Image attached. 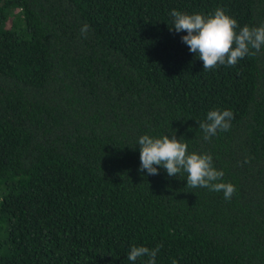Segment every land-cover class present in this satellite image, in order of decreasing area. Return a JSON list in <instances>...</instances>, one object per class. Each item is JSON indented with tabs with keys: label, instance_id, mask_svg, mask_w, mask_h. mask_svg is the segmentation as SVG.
Instances as JSON below:
<instances>
[{
	"label": "trees",
	"instance_id": "trees-1",
	"mask_svg": "<svg viewBox=\"0 0 264 264\" xmlns=\"http://www.w3.org/2000/svg\"><path fill=\"white\" fill-rule=\"evenodd\" d=\"M217 8L264 25V0H0V264H133L157 245L156 264H264V47L204 70L171 28L173 9ZM212 110L234 118L205 140ZM174 134L230 200L139 170V138Z\"/></svg>",
	"mask_w": 264,
	"mask_h": 264
},
{
	"label": "clouds",
	"instance_id": "clouds-1",
	"mask_svg": "<svg viewBox=\"0 0 264 264\" xmlns=\"http://www.w3.org/2000/svg\"><path fill=\"white\" fill-rule=\"evenodd\" d=\"M175 32H186L182 36L190 52L203 61V69L211 70L218 65L235 66L246 56L256 55L264 47V25L258 27L244 26L237 31V20L226 15L217 8L214 14L205 16L194 13L186 14L173 9ZM89 26L81 28V34L87 36ZM234 114L230 110H212L207 113L206 120L199 122L204 132V139L209 140L218 131H228ZM140 149V171L146 170L148 175H158V167L166 170L169 177H177L186 173L187 186L190 188H207L214 192H223L225 200H230L236 189L231 183L220 182L224 175L222 170L213 166L210 154L189 153L188 145L177 139L175 134L169 137L153 138L143 135L138 141ZM247 159L245 163H247ZM162 245L149 249L145 246H133L128 253V260L134 262L138 258L147 257L146 264H156V257ZM172 264H177L174 260Z\"/></svg>",
	"mask_w": 264,
	"mask_h": 264
}]
</instances>
